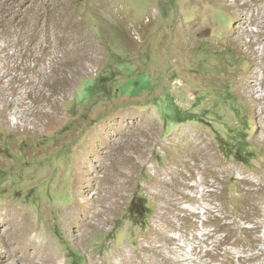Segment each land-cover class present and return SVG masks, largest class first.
I'll use <instances>...</instances> for the list:
<instances>
[{
  "label": "rangeland",
  "instance_id": "rangeland-1",
  "mask_svg": "<svg viewBox=\"0 0 264 264\" xmlns=\"http://www.w3.org/2000/svg\"><path fill=\"white\" fill-rule=\"evenodd\" d=\"M234 2L0 0V33L2 20L18 30L13 40L0 34L12 41L8 52L18 38L25 47L30 21L43 22L28 13L37 8L62 13L48 20L52 39L67 35L58 50H68L64 70L44 87L46 101L28 98L19 114L0 102V207L23 213L35 228L31 236L45 237L52 248L49 258L22 251L1 221L0 264H111L118 250L167 264L175 249L188 253L184 264H264L262 77L246 93L240 87L263 58L264 0ZM8 93L11 102L15 89ZM90 142L85 171L99 178L89 182L92 193L110 185L99 187L105 177L133 178L121 208L102 219L101 230L87 228L82 241L68 223L90 197L75 190L76 164ZM197 142L208 145L209 162ZM127 154L143 157L133 163ZM217 239L227 243L216 246Z\"/></svg>",
  "mask_w": 264,
  "mask_h": 264
},
{
  "label": "bare ground",
  "instance_id": "bare-ground-1",
  "mask_svg": "<svg viewBox=\"0 0 264 264\" xmlns=\"http://www.w3.org/2000/svg\"><path fill=\"white\" fill-rule=\"evenodd\" d=\"M237 1L238 0H235V2L233 3L234 6L238 4V3L236 4ZM244 5H245V3H244ZM244 5H241V6H244ZM48 10H46L44 8H37V9H32L31 11H28V13L31 12L34 15V16H32L33 18H37V20H42L43 22H40V21H36V22L30 21L29 22L28 26H32L33 29L28 34V36L26 37L27 44L24 47L22 39L18 38L16 40L17 45L14 42V44H15V52L14 53L8 52V46L12 42L11 37L15 33H18L17 27L15 24L6 23L4 20H2V22H1V27H2L1 33H2V35H4L6 38L7 37L11 38L9 41L4 40V42H2V40H0V43H2V48L0 49V102L2 104V108L4 111H6L7 108H12V110L16 114H19L18 113V107L25 106V110L27 108H29V104L26 103V99H28V98H30V100L36 104H41L43 101H46V100H44L46 98L44 97L45 93H43V92H44L45 85L50 81L51 74L56 73L60 70L61 71L64 70L63 67L66 64V60L64 59V56L67 54L68 50H64L62 48V51H59L58 47L62 46L61 43L66 40L65 36H67V35H65V36H59V35L57 36L56 35L52 39L51 28L53 26L50 27L49 20H48L49 17L50 18L51 17L53 18L56 16H58V17L62 16L63 17V15L60 12L49 13ZM25 18H26V16H25ZM248 20H251V18L249 16H248ZM51 23H53V22H51ZM75 23L72 24L71 26H69L70 30H72L73 32L76 31V28H77V25ZM261 29H264V28L261 27ZM258 32L261 33L262 30L257 31L256 33H258ZM55 34H56V32H55ZM75 40H77V39H75ZM8 42H9V44H8ZM12 45H13V43H12ZM260 46H264V42L262 44L260 43ZM246 48H247V50L251 49V45H247ZM262 49L264 50V48H262ZM72 50H73V48H72ZM259 50H261V47L259 48ZM60 52L63 53L62 56L60 55ZM261 55L263 56L261 64L256 66V67L251 68L240 79L241 80L240 81L241 90L244 91L245 93H246V90L248 87H251L252 85L255 84V79H256L255 77H257L258 75H259V77H262L258 81L260 82V84L262 86L264 85V52H262ZM68 63L73 64V65L76 64L75 61H73V62L69 61V62H67V64ZM260 68L262 69V74H257V70H259ZM256 84H257V82H256ZM23 85H29L30 90H28L27 88H24V87H19V86H23ZM11 88L15 89L16 96L10 102V100L8 98V94H9L8 90ZM21 89H26L25 90L26 93L21 94L20 93ZM256 94H258V93H256ZM258 97L264 98V95L260 93V94H258ZM25 110H24V112H26ZM37 110H38L40 115L45 114L43 111V107H37ZM102 134H104V133H102ZM106 142H107V138L105 137L104 145L106 144ZM146 144H149V143L146 142ZM144 145H145V143L141 144V146H143V147H144ZM93 147H94V142H90L88 149H87L88 153L86 152L82 156L80 161L76 164L78 167L77 175L79 178L78 185L76 184L77 186L75 187L76 196L77 197H79V196L84 197V196L90 195V197L88 199H84V201H82L81 203L79 202L80 204L78 203L79 205L76 206L74 209H72V211L70 213L71 217L69 218V223H68V229L76 231L80 235V239L82 241L86 238L88 229H90L91 231L92 230H97V231L101 230L102 229V227H101L102 219H104V218L108 219L110 213H113L114 211L121 208L122 203L120 200L124 198V196H125L124 192L127 191L128 187H129V183L131 182V179L133 178V177H130L131 175L128 176L127 174H124V173L123 174L125 176L123 175L124 176L123 180H120L119 182H117L116 180H110V178H111L110 176L108 178L105 177L104 179H102L100 181L99 187H102V184H105L106 182H109L110 185L104 187L103 189L97 190L96 193H92V191H90L91 186H90L89 182H91L92 179L99 180V178L96 177L94 171L86 172L85 167L88 164V160H89L88 157L91 156L92 152L94 151ZM195 147L197 150L201 151L203 158H205L207 161L212 159L211 158L212 153L211 152H210L211 154L209 153L208 145H206V144L202 145L201 142L200 143L197 142L195 144ZM199 151H198V153H199ZM94 156H95V159L98 161V163H100L99 165L102 166L103 162L100 161L99 158L95 154H94ZM140 157H143V156L138 155L136 158H133V157L128 155V157L124 160H127V161L132 160V162L134 160V162L137 163V162H139ZM194 158H195V156H194ZM200 159H202V158H200ZM202 163H203V161H202ZM198 164H200V163H198ZM120 174H122V173H120ZM155 182L156 183L161 182L164 184L163 180H156ZM117 183H120V185H118ZM165 184L167 186H169V188L172 187V191L174 190V187H173V185L171 186V183H166V181H165ZM174 186H175V184H174ZM258 192L259 193L264 192V187L261 186L258 189ZM177 200L175 198L172 199L173 204ZM165 208L167 209L169 207L165 206ZM261 211H264V208L260 207V212ZM161 214H162L163 218L170 217V215H171L170 210L168 212L164 211ZM1 221L5 224L7 223L8 228L11 230V233H13L12 236H14L15 239H16V237L19 239L18 246H19V248L22 249V251L23 250L24 251L33 250L34 252H39L43 255L46 254L48 258L52 256L51 255V253H52L51 249L52 248H50L49 241H46L45 237H43L39 234H35L33 237L31 236V233L33 231H35V228L28 221L27 217L23 215V213L20 215L19 210H14L13 207H10V206L0 207V222ZM38 236L39 237L41 236L42 240L37 241L36 238ZM163 238L166 239L167 236H165V234H164ZM197 238H199V237H197ZM13 239H11V240H13ZM17 240H15V241H17ZM197 243H199V242L196 241L195 244H197ZM225 243H227L226 239H217L216 240V246H220L221 244L223 245ZM162 246H164V245H162ZM175 250L172 253L171 252L167 253V255H166L167 264L181 263V261H183L184 259H187L189 257L187 252H181V251L177 252ZM125 253H123L121 250H118L115 254V256L118 257V259L115 262H111V264H152L151 262L144 263L143 260H140V258L142 257L141 255H137L136 253L132 254V255H127ZM231 258H232L231 252L228 251L227 252V262L231 263L232 262ZM11 261L15 262L12 259H11ZM200 262L202 264L208 263L207 260H205V259L204 260L201 259ZM153 264H157V263H153ZM181 264H184V263H181Z\"/></svg>",
  "mask_w": 264,
  "mask_h": 264
}]
</instances>
